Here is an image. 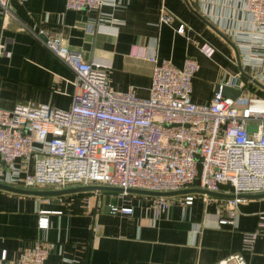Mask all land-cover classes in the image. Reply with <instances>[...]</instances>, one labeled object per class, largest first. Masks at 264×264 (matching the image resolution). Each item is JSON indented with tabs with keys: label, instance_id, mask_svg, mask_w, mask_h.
<instances>
[{
	"label": "crops",
	"instance_id": "obj_1",
	"mask_svg": "<svg viewBox=\"0 0 264 264\" xmlns=\"http://www.w3.org/2000/svg\"><path fill=\"white\" fill-rule=\"evenodd\" d=\"M244 4L245 0H118L100 11H76L66 9L65 0H10V13L4 16L0 11V107L28 102L70 106L76 74L35 36L39 30L87 61L107 63L110 87L131 90L139 98L149 96L152 64L130 55L132 46L178 67L187 56L194 57L199 70L191 99L206 103L219 83L247 72L238 63L235 46L236 35L248 26ZM161 7L178 19L159 24ZM179 20L187 25L183 34L176 31ZM201 41L214 47L211 56L199 51ZM185 189L193 190L164 196L169 207L158 209L154 196L141 193L32 195L0 188V255L5 251L8 259H16L23 247L47 240L54 243L49 264H215L241 250L244 233L259 229L264 196H246L233 223L220 224L227 215L228 197L205 194L197 184ZM218 192L231 194L227 186ZM188 195L193 196L191 204L185 203ZM111 204L131 207L132 213L110 214ZM40 210L50 211L47 229L38 228ZM244 256L248 264H264V226Z\"/></svg>",
	"mask_w": 264,
	"mask_h": 264
},
{
	"label": "built area",
	"instance_id": "obj_2",
	"mask_svg": "<svg viewBox=\"0 0 264 264\" xmlns=\"http://www.w3.org/2000/svg\"><path fill=\"white\" fill-rule=\"evenodd\" d=\"M9 1L0 0L4 16L10 13ZM117 2L65 0V7L100 11ZM244 11L248 26L236 35L235 46L238 63L247 72L219 83L206 103L191 99L199 70L194 57L187 56L178 67L132 46L130 55L152 64L149 96L139 98L131 90L110 87L107 63L87 61L39 30L35 36L75 72V91L66 109L31 102L0 107V183L26 189L103 184L156 192L194 184L218 192L227 186L234 196L227 199V215L219 223H233L238 204L245 199L241 195L264 192V95L260 94L264 92V0H245ZM176 19L161 7L159 24ZM186 28L179 20L177 33ZM197 47L208 57L215 50L206 41ZM223 86L240 94L224 96ZM192 201V195L186 196V204ZM153 204L158 209L169 207L164 196H154ZM49 213L39 211L38 228H48ZM109 213L130 215L132 208L111 204ZM263 226L264 214H260L258 228ZM259 229L244 233L241 250L215 264H248L244 253ZM53 247L50 241L38 240L23 247L16 259H8L4 251L0 264H49Z\"/></svg>",
	"mask_w": 264,
	"mask_h": 264
},
{
	"label": "water",
	"instance_id": "obj_3",
	"mask_svg": "<svg viewBox=\"0 0 264 264\" xmlns=\"http://www.w3.org/2000/svg\"><path fill=\"white\" fill-rule=\"evenodd\" d=\"M217 90H218V85L215 87L214 91H217ZM221 92L224 96H228L231 98H235L238 94H240L239 90L233 89L227 86H223L221 89ZM0 188L7 190V191L14 192V193L32 194V195H62V194H67V193H72V192L107 190V191H119V192H125V193H141V194H146L150 196H169V195L178 194L182 192H189L193 190V189H182V190H177V191L156 192V191H149V190L138 189V188L123 189L120 187L108 186V185H103V184L77 185V186H71V187H66L63 189H55V190H33V189H26V188H21V187H16V186L0 183ZM197 190L202 191L205 194L216 195V196H226L228 198H232L234 196L233 194L227 195V194H222L219 192L208 191V190L201 189V188ZM246 196L261 197V196H264V192L258 193V194L241 195V197L243 198H246Z\"/></svg>",
	"mask_w": 264,
	"mask_h": 264
},
{
	"label": "rangeland",
	"instance_id": "obj_4",
	"mask_svg": "<svg viewBox=\"0 0 264 264\" xmlns=\"http://www.w3.org/2000/svg\"><path fill=\"white\" fill-rule=\"evenodd\" d=\"M100 192L104 193V194H108V192L110 191H107V190H100Z\"/></svg>",
	"mask_w": 264,
	"mask_h": 264
},
{
	"label": "trees",
	"instance_id": "obj_5",
	"mask_svg": "<svg viewBox=\"0 0 264 264\" xmlns=\"http://www.w3.org/2000/svg\"><path fill=\"white\" fill-rule=\"evenodd\" d=\"M261 95H263V92H260Z\"/></svg>",
	"mask_w": 264,
	"mask_h": 264
}]
</instances>
